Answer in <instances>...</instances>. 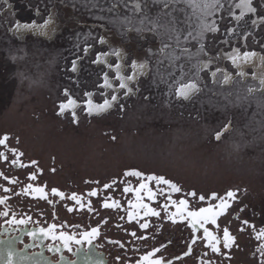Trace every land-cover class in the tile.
Listing matches in <instances>:
<instances>
[{"label":"rangeland","instance_id":"374dc122","mask_svg":"<svg viewBox=\"0 0 264 264\" xmlns=\"http://www.w3.org/2000/svg\"><path fill=\"white\" fill-rule=\"evenodd\" d=\"M137 2L0 0V93L4 94L0 99H5L7 106L15 110L26 104L24 112L51 120L46 124L58 129L63 123L57 115L60 104L57 106V103L65 100V89L83 100L87 91L97 90L99 84H104L107 70L93 64L96 54L112 52L115 56L112 63L116 65V54L123 51L127 74L131 70V56L133 60L146 59L149 76L133 85L138 91L136 97L121 101L125 111L117 107L115 116L83 129L96 134L114 129L111 136L127 132L137 148L150 153L149 160L157 162L156 157L162 156L163 166L170 164L168 161L175 158L179 148L188 147L198 154L202 166L212 169L213 177L222 172L223 179L229 182L238 175L245 183L256 182L262 186L264 92L253 94L252 87L259 85L243 77H236L226 87L224 77L227 72L236 74L230 59L236 50L264 55V0H251L257 8L255 13L237 7L241 0H217L219 7L214 8L205 7L208 0H184L179 5L182 22L179 44L174 38L168 40V34L163 31L150 33L146 16L133 11ZM139 2L143 4L144 0ZM50 19L56 27L48 36L21 38L10 31L18 24H44ZM203 25L208 27L202 28ZM101 39L108 42L101 43ZM162 41L170 44L164 52L160 51ZM87 46L94 50L81 61L82 75L76 78L69 68L85 53ZM174 57L179 60L170 63ZM204 63L209 64L207 69L203 68ZM213 71L217 72L216 82L211 75ZM110 76L115 78L113 73ZM193 76L200 81V94L192 102H179L174 95L176 88ZM100 92L101 89L95 95L99 102L103 98ZM9 114L0 109V118H12ZM114 119L118 121L113 124L119 127L109 123ZM224 125H228L227 132L220 141H215V132ZM134 161L141 160L134 158Z\"/></svg>","mask_w":264,"mask_h":264},{"label":"flooded vegetation","instance_id":"af4514ba","mask_svg":"<svg viewBox=\"0 0 264 264\" xmlns=\"http://www.w3.org/2000/svg\"><path fill=\"white\" fill-rule=\"evenodd\" d=\"M24 25L23 23L11 27V33L21 38L28 35L48 36L55 31L56 27L52 19L44 24L33 22L29 29H23ZM107 42V40H103V43ZM86 48L88 51L80 58L75 59L76 72H72V66L69 68L76 78L82 75L81 61L84 57L90 56L94 50L90 46ZM117 57L118 64L121 65L120 75L124 77L136 76V80L129 82L130 87L138 84L142 78L149 76L150 66L146 59H135L137 68H131L130 73L127 74L128 67L123 51H120ZM113 58L115 56L112 52H101L99 61L94 62L96 57L93 61L96 67H105L108 80L111 83L110 88L99 84L98 89L102 90L100 92L103 97L102 101L99 102L95 98L99 92L98 89L87 91L83 100L74 97L70 90L65 89L67 93L64 91L63 95L75 100L76 103L74 107L66 109L64 115H61L59 107L57 108V115L61 117L63 123L58 129H55L54 125L46 124L51 120L38 119L34 113L24 112L26 104H22L24 106L18 104L22 108L15 110V107L7 106L5 99H0V109L10 112L9 116L12 114V118H0V138L5 134L9 137L4 145H0V152L5 153L8 158L7 161L0 159V173L17 181L12 184L0 176V196L9 197L7 205L10 208L7 217H0V239L13 238L20 249H27L29 252H44L54 262H59L62 255L69 261H76L78 264H135L137 259L153 248H160L157 255L162 256L165 260H170L187 251L195 233L186 217H182L178 213L171 219L169 218L172 213L177 212L179 201L181 199L188 201L185 211H198L201 207L211 206L214 211L218 212L219 208L216 206L220 201L212 198L211 194L215 192L218 196L224 197L227 191H235L237 193L235 199L228 201L229 207L216 217L217 223L212 224L209 219L204 224V227L208 228L212 235L220 239L221 244L218 246L221 247L223 254L212 252L208 247V240L205 238L203 228L197 225L199 232L191 254L184 259L174 261L173 264H201V261H204V264H261L262 257L259 248L264 244V239H257L256 236L259 230L264 228V184L261 186L256 182L245 183L242 179H238V175H236V179H233L234 181L229 182L223 179L224 173L222 172H217L213 177L212 169L202 166L198 160V154L189 150L188 147L179 148L175 153V158L171 157V161H168L170 164L163 166L162 156L156 157L159 158L157 162L149 160V156H151L148 155L149 152L137 148L138 146H135L131 140L130 136L132 135L127 132L111 136L110 133H114V129H111L110 132L103 130L96 134L90 129L82 128L83 126L93 127V123L112 115L115 116V112L118 111L117 104L138 95L135 88L130 96L123 95L126 90L119 88L116 79V65L112 63ZM141 64L144 65L143 68L139 67ZM233 66L236 69V74L226 73L233 77L231 82H225L226 87L231 86L236 77H243L247 82L253 80L259 85L252 87L253 94L264 92V81L255 76L254 69L248 68L245 73H242L234 63ZM250 69L253 74L250 73ZM110 73H113L115 78L111 77ZM217 80L216 75L214 81ZM179 86L180 84L177 88ZM200 92L188 100L180 98L177 100L186 103L192 102ZM89 93L90 96L86 95ZM113 94L117 95L119 100L114 103L112 108L106 112L88 114L86 108L89 99L94 105L102 104L104 99L110 100ZM1 95L4 94L0 93ZM146 100L149 99L146 98ZM61 102L67 103V99L59 101L57 106ZM122 109L125 111L124 105ZM72 111H75L77 121L72 119ZM66 116L69 117V120L66 119ZM117 121L114 119L109 123L113 124ZM113 126L119 127L118 124H113ZM213 138L217 141L215 136ZM12 149L23 154L20 157V162L29 165L28 167L20 168L11 164V160L16 158ZM152 157L155 156L152 155ZM134 158L141 161H134ZM31 161H36L37 164L33 166ZM138 163L141 165H137ZM154 163L157 165L155 166ZM131 170L141 171L145 176H164L165 179L175 183L181 191L173 192L169 186L162 183L156 184L155 181L126 177L125 172ZM32 172H36L35 180H29V174ZM113 181L116 183L113 184ZM106 183L111 185L110 189L104 188ZM140 183L147 184V187L140 189ZM28 184L46 186L49 200L52 202L49 203L46 200L35 199L24 194L23 189ZM5 187L10 191L5 192ZM53 187L63 191L66 197L77 193L86 204L91 202L93 211L89 212L85 208L69 212L68 207H72L73 202L67 198L61 200L59 197L51 196ZM125 187L132 191L125 192ZM92 190L97 192L95 197L89 195ZM149 190L153 193L151 197ZM193 191L197 194L195 197L189 195ZM200 195L205 196L204 201L199 200ZM106 200L109 203L118 202V207H102ZM172 201H176V204H173ZM144 205L155 208L160 212V215L145 216L144 213L147 209L143 207ZM164 205L167 207L165 208ZM3 210L4 206H0V211ZM129 212H133L137 219L130 221ZM12 213H15L18 219L31 217V220L25 225L7 223L12 219ZM244 220L249 223L243 224ZM145 221L148 222L149 227L141 229L139 224ZM51 223H55L57 226L62 225L63 227L59 228L60 231L75 233L77 237L81 232L94 227L99 229V235L91 245L72 243L71 252L66 249L62 252H50L48 246L60 244L59 241L45 239L41 245L40 241L33 240L27 233L33 228L47 227ZM224 228H228L229 233L235 238L230 249L222 247ZM133 231L136 233L135 237L131 235ZM142 237L147 238L142 239ZM25 245L34 246L25 248ZM162 245L164 247H161ZM78 248L81 249L79 252H77Z\"/></svg>","mask_w":264,"mask_h":264},{"label":"snow or ice","instance_id":"6c2138e0","mask_svg":"<svg viewBox=\"0 0 264 264\" xmlns=\"http://www.w3.org/2000/svg\"><path fill=\"white\" fill-rule=\"evenodd\" d=\"M184 0H144V3L141 4L138 0V2L133 6V11L138 12L142 15H145L146 18L149 21V29L148 31L151 32H156V33H161L163 31L164 34H168V40L175 39L176 43L179 44V25L182 23L180 16H179V5L183 3ZM207 8H214V7H219V4L217 0H208V3L205 5ZM237 7L240 8H246L249 13H255L257 11V8L252 6L251 0H241V4L237 5ZM155 10V12H154ZM155 14V19H152V14ZM244 13L241 12V16H243ZM237 19H240V17H237ZM264 19V18H262ZM252 24L255 25L256 21L253 20ZM25 28H31L32 25L30 24H25ZM207 25H203L202 28H207ZM172 34H175L174 36ZM188 36H191V33H188ZM187 40L188 37H185ZM101 43H103L101 39ZM170 47V44L167 41H162V47L160 49L161 52H164L166 49ZM85 52L88 51L87 48L84 49ZM151 51V50H149ZM116 55H119L117 53ZM251 55V53H245V56ZM179 60V57H174L170 60V63H174V61ZM96 61H99V54H96ZM129 61L131 62V68L136 69L137 68V62L136 60H133L131 56H129ZM161 63H163L161 61ZM111 67V65H109ZM140 68H143L144 65L141 64L139 65ZM209 67V64H204L203 68L207 69ZM120 64H116V79L117 82L119 83V88L121 90H126L124 92V95L130 96V94L133 92V87L129 86L130 81L136 80L135 75H130L127 77L121 76L120 75ZM72 72H76V62H72ZM181 70H183V66H181ZM219 71V69H217ZM213 77L216 76V72H212L211 74ZM225 82H227L228 77H224ZM207 85H205L206 87ZM103 87L110 88L111 83L108 80V74L105 73L104 75V84ZM201 91L200 87V81L198 77L193 76L187 83L181 82L179 88L175 90L174 95L177 98L183 99V100H188L191 98L194 94L199 93ZM67 93V90H65ZM86 95H91L86 94ZM67 103L61 102L59 104V110L60 114L64 115L65 110L74 107L76 101L71 99L70 97H67ZM119 97L115 94L111 95V99H104L102 104H93L92 101L89 99L87 102V108L86 111L88 112L89 115H91L93 112L96 113H101V112H106L108 109L112 108L114 103L118 102ZM118 108H123V105L117 104ZM72 119L74 121H77L76 113L75 111L71 112ZM228 130V125H224L221 130H217L215 132V139L217 141H220L222 139V136L227 132ZM9 137L5 134L2 138H0V145H4L8 141ZM115 139V137H113ZM12 152L16 154V158L11 160V164L13 166H18L20 168H26L29 165H25L20 162V157L23 155L22 153H17L16 149H12ZM0 159H4L7 161V156L5 153L0 152ZM31 165H36V161H31ZM126 177H136V178H141V179H146L147 181H155L156 184H163L169 186L173 192L179 193L181 189L173 183L169 179H165L164 176H157V175H148L145 176L144 173L141 171L137 170H131L127 171L124 174ZM0 176H3L5 180H7L9 183L15 184L17 181L15 179L9 178L8 176H4L3 173H0ZM36 179V172H32L29 174V180H35ZM113 184L116 183V181L112 182ZM147 187V184L145 183H140L139 188L144 189ZM105 189H110L111 185L110 184H104ZM5 192L10 191L9 188L5 187L4 188ZM125 192L132 191V189L125 187L124 189ZM24 194L30 195L32 198L35 199H40V200H46L49 203L52 201L49 200V192L46 188V186H39V185H33V184H28L24 189H23ZM90 196L95 197L97 195V192L95 190H92L89 193ZM153 193L151 190H149V196L151 197ZM189 195L195 197L197 194L196 192H191ZM237 193L235 191H227L225 193L224 197L218 196L217 193H212L211 196L212 198L219 200L220 203L216 206L219 208V211H214L211 206L209 207H201L199 208L198 211L193 210V211H185L188 205V201L181 199L179 201V206L177 207V212L172 213L170 215V219L177 215L178 213L182 217H186L193 229V231L196 230L197 225H199L200 228H203L205 238L208 240V247L211 248L212 252L215 253H221V247L218 246L221 244V241L218 237L212 235L208 228L204 227L205 222H207L209 219H211L212 224L217 223L216 217L221 215L226 209H228L229 200L235 199ZM51 196L59 197L61 200L67 198L73 202L72 207H68V211L72 212L74 210H84L87 208L89 212L93 211L92 204L91 202L85 203L83 198L78 195L77 193H72L70 196L66 197V194L53 187L51 189ZM9 197L6 196H0V206H4V210L0 211V217H7L10 212V208L7 205ZM171 199V197H169ZM200 201L205 200L204 195L199 196ZM173 204H176V201H172ZM102 207L104 208H116L118 207V202L113 201L112 203H109L107 200L103 202ZM147 210L145 211L144 215H152V216H159L160 212L157 211L155 208L148 207L147 205L143 206ZM166 208L167 205H164ZM128 217L130 221H134L137 219L136 215L133 212L128 213ZM31 220V217L28 218H17L15 213H12V219L7 221V223H11L13 225H25L28 224ZM249 222L247 220L243 221V224L247 225ZM63 226H57L55 223L49 224L47 227H37L33 228L31 231H29L27 234L33 238V240H38L40 241L41 245L43 244V241L45 239H51L52 241H59L60 244H57L55 246L49 245L48 250L54 251V252H62L63 250H68L69 252L72 251L71 244L75 243L76 245H82L84 243H87L88 245H91L93 240L98 237L99 235V229L98 228H91L88 231H83L79 234V237L75 233H65L63 231H60L59 228H62ZM139 227L141 229H147L149 227V224L147 221L140 223ZM254 227V226H253ZM133 237L136 236V233L133 231L131 233ZM147 237H142V239H146ZM257 239H264V228H261L259 232L257 233L256 236ZM234 237L229 233L228 228L223 229V241H222V247L224 249H230L233 246L234 243ZM195 238L192 240V244H194ZM4 241H0V244H3ZM34 245H25V248L32 247ZM123 246V245H121ZM161 247H164L163 245ZM81 249H77V252H79ZM160 248H153L151 251L145 253L143 256H141L139 259L136 260L135 264H173L172 260H165L162 256L157 255L160 252ZM259 251L261 253L262 257V262L261 264H264V244H262L259 248ZM192 252V247L191 244L188 245L187 251L184 252V256L190 255ZM223 254V253H221ZM6 255L7 259L5 261V264H40L39 260L33 259V257L23 254L21 252L16 251L13 247H8L6 250ZM42 255V254H38ZM0 256H2V250H0ZM177 260L181 259V257H176ZM63 261V264H77L76 261H66V258L61 255L60 258V264ZM48 264H51L49 261ZM201 264H204V261H201Z\"/></svg>","mask_w":264,"mask_h":264},{"label":"bare ground","instance_id":"6f19581e","mask_svg":"<svg viewBox=\"0 0 264 264\" xmlns=\"http://www.w3.org/2000/svg\"><path fill=\"white\" fill-rule=\"evenodd\" d=\"M23 29H29L22 27ZM245 53H251V55L245 56ZM233 63L240 69L242 73H245L248 68H252L255 71V76L264 81V65L263 60L264 56L259 52H241L236 50L235 53L231 55L230 58ZM80 73V70H79ZM76 74V73H75ZM229 82L232 80V75L227 74Z\"/></svg>","mask_w":264,"mask_h":264},{"label":"water","instance_id":"95a60500","mask_svg":"<svg viewBox=\"0 0 264 264\" xmlns=\"http://www.w3.org/2000/svg\"><path fill=\"white\" fill-rule=\"evenodd\" d=\"M199 232V228L197 227L196 230H195V233H194V238H195V241H197V234ZM193 240V239H192ZM0 241H4L3 244H0V250H2V256H0V264H5V261L7 259V255H6V250L8 247H13L16 251L18 252H21L23 254H26V255H29L31 257H33V259L35 260H39L40 261V264H48V262L50 261L51 264H60V261L59 262H54L48 255H46V253L44 252H29L27 249H20L15 241V239L13 238H2L0 239ZM196 243V242H195ZM194 243V244H195ZM191 247L193 249V246L194 244H192V241H191ZM189 244V245H190ZM38 254H42V255H38ZM189 256V255H188ZM188 256H184L183 254H181L180 256L178 257H181V259H184ZM172 260V262L174 261H178L175 258L173 259H170ZM180 260V259H179ZM66 261H69L68 259H66ZM61 264H63V261L61 262ZM78 264V263H77Z\"/></svg>","mask_w":264,"mask_h":264}]
</instances>
